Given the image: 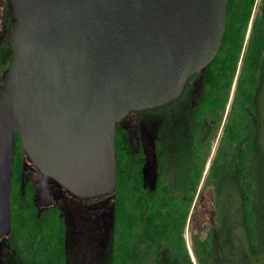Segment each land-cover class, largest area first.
<instances>
[{"label": "water", "instance_id": "obj_1", "mask_svg": "<svg viewBox=\"0 0 264 264\" xmlns=\"http://www.w3.org/2000/svg\"><path fill=\"white\" fill-rule=\"evenodd\" d=\"M228 2L11 0L12 55L0 75V238L10 229L14 134L73 196L111 195L116 124L181 97L218 53Z\"/></svg>", "mask_w": 264, "mask_h": 264}, {"label": "trees", "instance_id": "obj_2", "mask_svg": "<svg viewBox=\"0 0 264 264\" xmlns=\"http://www.w3.org/2000/svg\"><path fill=\"white\" fill-rule=\"evenodd\" d=\"M8 51L1 54L2 68L9 64ZM194 81L197 90L190 97ZM176 105L174 114L168 113ZM164 110L157 136L161 154L150 185H144L143 161L137 164L125 135H115L116 188L109 239L99 264H254L252 259L264 255V0H229L217 55L189 77L179 99L156 109ZM171 119L177 124L175 132ZM14 139L19 148V136L14 134ZM204 191L212 196L214 222L197 232L189 228L192 262L184 233ZM15 192L10 212L19 260L65 264L61 219L55 215L37 223Z\"/></svg>", "mask_w": 264, "mask_h": 264}, {"label": "flooded vegetation", "instance_id": "obj_3", "mask_svg": "<svg viewBox=\"0 0 264 264\" xmlns=\"http://www.w3.org/2000/svg\"><path fill=\"white\" fill-rule=\"evenodd\" d=\"M13 17H14V11L11 0H2V5L0 8V75H2L3 71L7 68V67L2 68L1 54L4 53L8 54L9 52L8 48L10 47L7 45L6 35H7L9 23L13 19ZM194 84L195 81L193 82V85ZM196 90H197L196 85H194V87L190 90L191 92L190 97L194 92H196ZM191 100L193 101V99ZM192 104H196V103L193 101ZM158 108L143 110V111H130L115 126V135L118 131L122 135H125L129 143V146L132 150V154L136 157L137 164L139 165L141 161H143L140 164L141 171L143 173V179L146 170V165L148 162L149 152H152V155L155 158L156 173H157V161H158L157 157L161 154L160 150L157 148V136L160 133L159 130L163 129V127L161 125L162 119L159 120L152 119L151 122L149 123L148 121H146V119L141 121L139 114L145 112H151ZM175 120H177V118ZM175 120L171 119L172 130L174 132L177 129V124L173 123ZM225 121H226V115H224L223 117V121L219 129L220 130L219 135H221V131L224 127ZM169 122L165 123V126L169 127ZM171 135L174 137L175 134L171 133ZM215 136H217L216 133ZM149 137H150V141H149ZM206 137L207 135L204 137V139H206ZM14 157H15V161L12 168L11 193L15 190L16 191L15 196L18 195L21 201L25 200L27 202L26 204H28L29 208L34 212V220L37 223L39 222L45 223L49 219V217L58 215V217L62 221V225L64 227L66 226L68 222V215H67L68 212L66 210V200L64 201L62 200L63 195L67 198L76 200V202L78 203L93 202L101 198V197L77 198L72 194H70L69 192H67L53 179L44 176L38 170V168L29 160V158L23 151L21 147L20 137H19V148L16 147L15 144ZM154 178H156V176L153 177L152 181L154 180ZM144 185H150V182L146 180L144 181ZM27 196H29V198H27ZM71 232L72 230H68L66 228L63 231L64 240H65V246H64L65 258H66V246L70 239ZM3 253H5L8 256V258H10L12 264H25L17 257L16 248L13 249V215L11 217V212H10V229L6 235L0 238V258Z\"/></svg>", "mask_w": 264, "mask_h": 264}, {"label": "rangeland", "instance_id": "obj_4", "mask_svg": "<svg viewBox=\"0 0 264 264\" xmlns=\"http://www.w3.org/2000/svg\"><path fill=\"white\" fill-rule=\"evenodd\" d=\"M178 105L180 109L185 104L182 101ZM178 105L173 106V108H171L170 112L168 113L174 114V111L178 109ZM227 113L228 109L225 111L224 115L228 116ZM164 115H166V110H164L163 112L155 110L139 114V117L141 121L146 119V121L150 123L152 119L159 120L162 119ZM219 129L216 132L217 136H215L211 142V154L206 163L203 176L206 175L216 145L220 139ZM149 155L150 156L148 157V159L150 161L147 162L146 165L144 181L147 180L153 183L152 179L156 176V165L154 173V160L152 152H149ZM202 183L203 182L200 183L199 190L202 187ZM62 200H66V210L68 212V222L65 228L68 230H72L70 234V239L66 246L65 264H99V255L104 250V247H107V240L109 239V226L113 210V198L111 197V195H106L93 202L78 203L76 202V200L67 198L63 195ZM199 200L197 201L195 211H193L194 217L192 219V223L187 222V226L184 233L187 248L191 256L192 262H195V260L191 253L188 241L189 228L192 226L194 228L193 230L197 232L200 231L202 226L212 224L214 222L212 196L208 192L204 191ZM252 261H254V264H264V255L259 256L256 259H252ZM239 262H241V260H239ZM0 264H12V262L10 258H8L5 253H3L0 258Z\"/></svg>", "mask_w": 264, "mask_h": 264}]
</instances>
